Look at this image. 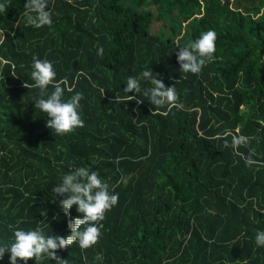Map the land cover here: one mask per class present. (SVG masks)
I'll return each mask as SVG.
<instances>
[{
    "label": "trees",
    "instance_id": "trees-1",
    "mask_svg": "<svg viewBox=\"0 0 264 264\" xmlns=\"http://www.w3.org/2000/svg\"><path fill=\"white\" fill-rule=\"evenodd\" d=\"M127 1L48 0L53 23L35 28L24 21L26 0H6L0 238L37 226L67 236L69 219L83 214L74 205L69 218L52 189L64 173L90 166L119 198L99 221L94 246L55 250L67 264H264L254 241L264 230V0H132L155 12ZM171 14L189 25L184 37L192 42L216 32L213 59L199 73L180 71V38L152 32ZM34 55L53 62L62 86L83 94V127L63 135L47 127L33 101L39 89L25 87ZM145 68L175 86L174 104L154 111L138 93L121 102L127 77Z\"/></svg>",
    "mask_w": 264,
    "mask_h": 264
},
{
    "label": "clouds",
    "instance_id": "clouds-1",
    "mask_svg": "<svg viewBox=\"0 0 264 264\" xmlns=\"http://www.w3.org/2000/svg\"><path fill=\"white\" fill-rule=\"evenodd\" d=\"M6 8V0H0V13L5 12ZM24 9V21L27 25L35 28L52 25L53 13L48 0H26ZM216 38L215 30L208 29L202 31L194 42L181 46L177 52L180 71L199 73L206 62L213 59ZM102 51L99 49L100 53ZM56 76L52 61L34 55L30 71L32 83L26 81L25 87L39 89V95L33 99L35 108L49 117L46 121L48 128L63 135L84 126L78 111L83 94L73 91L72 88H65L55 79ZM142 81L147 86L142 87ZM125 84L123 91L127 96L120 98L121 102L134 99L128 93H138L140 97H147L155 111L156 108L174 104L177 100L175 86H166L148 68L142 70L138 76H128ZM66 91L72 94L66 96ZM243 139L245 138L241 137ZM52 194L54 198L63 197L59 201V207L65 214L74 205L77 213L83 214L71 219L68 225L70 233L67 236L47 235L40 226L27 230L15 228L10 239L0 238V260H3L5 253H9V264H18V258L23 264H28V259L33 257L35 264L44 259H55L56 264H67L66 260L57 257L55 250L63 249L74 242L82 250L94 246L101 235L99 221L104 220L105 212L115 206L119 198V194L112 191L109 183L90 166L74 167L64 173L52 189ZM254 241L258 248H264V230L256 231ZM94 259L102 261L103 254L97 253Z\"/></svg>",
    "mask_w": 264,
    "mask_h": 264
},
{
    "label": "rangeland",
    "instance_id": "rangeland-1",
    "mask_svg": "<svg viewBox=\"0 0 264 264\" xmlns=\"http://www.w3.org/2000/svg\"><path fill=\"white\" fill-rule=\"evenodd\" d=\"M127 5H130V7H132L136 11H150V12L156 11L155 6L150 3H146L143 6H137L135 2H133L132 0H128ZM175 16L176 15L171 14L165 20H155V23L152 28V32L154 34L162 36L163 38H173L176 40L180 38L183 44L188 45L192 42V40H191V37H189V33L185 37H184L185 35L184 33L186 31H189L190 27L189 25H187L186 27V24H183L182 22H180L179 19H174ZM172 27L182 32L181 35L177 36V38L175 34L173 33ZM0 37H1V34H0Z\"/></svg>",
    "mask_w": 264,
    "mask_h": 264
},
{
    "label": "built area",
    "instance_id": "built-area-1",
    "mask_svg": "<svg viewBox=\"0 0 264 264\" xmlns=\"http://www.w3.org/2000/svg\"><path fill=\"white\" fill-rule=\"evenodd\" d=\"M67 214H68V217L70 218V214H69V213H67ZM71 219H72V218L69 219V223H70ZM69 246H70V245H68V246H66V247H69Z\"/></svg>",
    "mask_w": 264,
    "mask_h": 264
}]
</instances>
